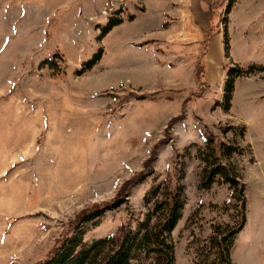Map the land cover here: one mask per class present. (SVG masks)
<instances>
[{"label": "rangeland", "instance_id": "1", "mask_svg": "<svg viewBox=\"0 0 264 264\" xmlns=\"http://www.w3.org/2000/svg\"><path fill=\"white\" fill-rule=\"evenodd\" d=\"M231 1L0 0V264L44 263L92 212L90 244L142 233L166 184L183 188L175 264L243 216L232 264H264V0ZM235 66L257 70L226 111ZM207 135L245 150L226 160L244 210L228 184L200 189Z\"/></svg>", "mask_w": 264, "mask_h": 264}, {"label": "trees", "instance_id": "2", "mask_svg": "<svg viewBox=\"0 0 264 264\" xmlns=\"http://www.w3.org/2000/svg\"><path fill=\"white\" fill-rule=\"evenodd\" d=\"M231 3V0H227ZM228 8V7H227ZM228 10V9H227ZM122 23L121 20H113L109 28L116 27ZM213 31L218 32L219 28ZM227 44V43H226ZM257 68L249 69V73L243 72L239 67L230 68L225 85L224 99L225 110L231 108L235 80L244 74H253ZM198 72V76H200ZM205 83L199 85L198 94H202ZM218 102L216 106H223ZM235 129V127L230 128ZM205 147L197 152V159L204 164L201 173L200 189L209 190L215 183L228 184L239 196V202H244V184L240 182L237 171L226 163L233 155H244V148L235 144L219 142L214 136L205 137ZM153 158L150 159L152 161ZM149 162H147L148 164ZM159 197L164 198L162 202H156L152 209V218L140 224L139 231L133 232L129 227H122L118 234H113L104 239L97 240L91 244L84 240L86 230H79L78 225L88 224L101 216L97 213L85 214L79 224L74 228L73 236L67 237L54 253L42 264H134L139 259V254L153 255L155 264H175L174 248L169 241L170 233L176 228L182 210L183 188L179 185L171 187L166 184ZM118 205L114 206L117 207ZM236 229H223L221 226L214 228V236L210 241L198 243L197 261L195 264H232L231 255L238 233L243 229L245 223ZM71 233V234H72ZM141 233V234H140ZM214 256L212 260L211 257Z\"/></svg>", "mask_w": 264, "mask_h": 264}, {"label": "crops", "instance_id": "3", "mask_svg": "<svg viewBox=\"0 0 264 264\" xmlns=\"http://www.w3.org/2000/svg\"><path fill=\"white\" fill-rule=\"evenodd\" d=\"M203 28H208V29H209V21L206 22V25H205ZM179 30H180V29H179ZM175 32H176V31H175ZM203 32H204V31H201L200 34H204ZM218 32H219V31H218ZM218 32H217V34H218V36H219L220 33H218ZM172 36H173V35H172ZM178 37H179V36H178ZM173 38H174V37H173ZM174 39H175V38H174ZM174 42H175V41L172 40L171 43H174ZM183 67H184V66H183ZM218 67H219V66H216V70L218 69ZM179 68H181V67H179ZM182 69H186V70H187V67H186V68L184 67V68H182ZM186 70H185V71H186ZM195 70H196V69H195ZM195 74H196V72H195ZM170 75H171L172 77H171V76H169V77L167 76L165 79H166V80H167V79H168V80H172V81H173L174 79H175L176 81L178 80V78H177L176 76L173 77V74H170ZM185 75H186V77H187V79H188V74H187V72L185 73ZM190 76H191V75H190ZM217 76H218V75H217ZM223 78H224V77H222V79H221V78H220V79L223 80ZM188 80H189V79H188ZM211 80H213V78H212ZM185 81H186V80H185ZM195 84H196V83L193 82V86H194ZM220 84L222 85V81H221ZM188 86H190V85H188ZM189 88L191 89V87H189ZM198 88H199V86H197V90H198Z\"/></svg>", "mask_w": 264, "mask_h": 264}]
</instances>
